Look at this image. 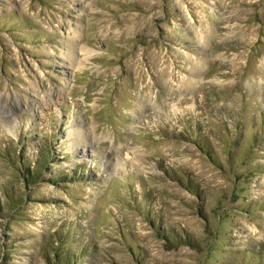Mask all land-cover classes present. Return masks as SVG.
Segmentation results:
<instances>
[{"label": "rangeland", "instance_id": "rangeland-1", "mask_svg": "<svg viewBox=\"0 0 264 264\" xmlns=\"http://www.w3.org/2000/svg\"><path fill=\"white\" fill-rule=\"evenodd\" d=\"M48 263L264 264V0H0V264Z\"/></svg>", "mask_w": 264, "mask_h": 264}, {"label": "trees", "instance_id": "trees-1", "mask_svg": "<svg viewBox=\"0 0 264 264\" xmlns=\"http://www.w3.org/2000/svg\"><path fill=\"white\" fill-rule=\"evenodd\" d=\"M200 136H198V137H194L193 138V141L195 140V138H199ZM201 138V137H200ZM57 250H59V249H57ZM56 251V250H55ZM48 264H52V263H48Z\"/></svg>", "mask_w": 264, "mask_h": 264}, {"label": "bare ground", "instance_id": "bare-ground-1", "mask_svg": "<svg viewBox=\"0 0 264 264\" xmlns=\"http://www.w3.org/2000/svg\"><path fill=\"white\" fill-rule=\"evenodd\" d=\"M70 49V48H69ZM66 60V59H65ZM81 141V140H80ZM83 141H85V140H83ZM93 142V141H92ZM109 160V159H108Z\"/></svg>", "mask_w": 264, "mask_h": 264}]
</instances>
